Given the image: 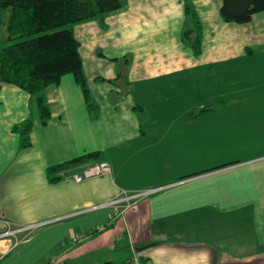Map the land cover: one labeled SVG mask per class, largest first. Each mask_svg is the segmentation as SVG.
Returning <instances> with one entry per match:
<instances>
[{
	"label": "crops",
	"instance_id": "1",
	"mask_svg": "<svg viewBox=\"0 0 264 264\" xmlns=\"http://www.w3.org/2000/svg\"><path fill=\"white\" fill-rule=\"evenodd\" d=\"M222 5L127 0L74 23L95 118L71 73L44 88L45 123L35 94L0 81V264H264V10L235 22ZM188 6L200 52L182 38ZM239 108L255 124L215 131ZM90 151L110 174L51 180Z\"/></svg>",
	"mask_w": 264,
	"mask_h": 264
},
{
	"label": "trees",
	"instance_id": "2",
	"mask_svg": "<svg viewBox=\"0 0 264 264\" xmlns=\"http://www.w3.org/2000/svg\"><path fill=\"white\" fill-rule=\"evenodd\" d=\"M126 1L0 0V81L35 94L41 120L45 123L51 114L44 88L50 83H59L63 74L71 73L83 90L91 116L97 117L99 106L88 86L73 24L118 10ZM187 10L193 19L185 25L182 38L200 52L201 25L197 14L189 6ZM260 10H264V0H223L221 8L223 18L235 22H247ZM121 75L124 76L120 73L119 78ZM136 107L141 110L139 105ZM31 126L29 120L19 129L22 145L31 144ZM99 154L90 151L54 164L48 168V173L54 175L51 180L77 167L101 161Z\"/></svg>",
	"mask_w": 264,
	"mask_h": 264
},
{
	"label": "built area",
	"instance_id": "3",
	"mask_svg": "<svg viewBox=\"0 0 264 264\" xmlns=\"http://www.w3.org/2000/svg\"><path fill=\"white\" fill-rule=\"evenodd\" d=\"M112 172L111 165L107 160H101L99 162L90 163L89 165L83 166L78 172L71 174L74 181H80L88 179L91 176H97L101 174H110ZM158 190L157 188H149L137 190L136 192H128L127 190H122L120 194L114 199L110 200L108 203L110 205H116L118 210H124L126 207L133 205L137 199L148 196L149 194ZM77 240L76 237L73 238Z\"/></svg>",
	"mask_w": 264,
	"mask_h": 264
},
{
	"label": "rangeland",
	"instance_id": "4",
	"mask_svg": "<svg viewBox=\"0 0 264 264\" xmlns=\"http://www.w3.org/2000/svg\"><path fill=\"white\" fill-rule=\"evenodd\" d=\"M4 30V29H3ZM2 30V31H3ZM6 34V33H5ZM0 46H1V43H0ZM250 110L251 109H249L248 111H247V113H244L243 112V109L242 108H239V111H241L240 112V114L239 115H237L236 117L237 118H235V123H231V121L230 122H228L227 124H223V123H221V124H219L218 126H217V128L218 129H215V131L216 130H218L219 132H221V133H231V131L233 130L232 128L233 127H237V129H239L240 128V126H242V128L241 129H243V128H245L246 130H248V125H253V124H255V123H251V124H249L250 123V118L252 117L251 115H253L254 114V111H251L250 112ZM249 112V113H248ZM243 117L242 119H240V123H239V119H238V117ZM246 118H247V120H246ZM207 129L209 130V127H207ZM210 131V130H209ZM214 130H213V132H215ZM230 177H225V179L224 180H230L229 179ZM228 207H233V204L232 205H230V206H228ZM118 211H120V210H118ZM197 225H200V224H197ZM46 261H49V259L48 260H46ZM42 264H49V262H43Z\"/></svg>",
	"mask_w": 264,
	"mask_h": 264
}]
</instances>
